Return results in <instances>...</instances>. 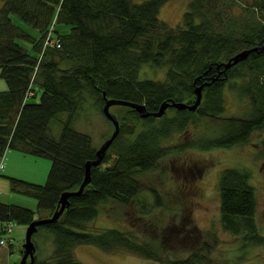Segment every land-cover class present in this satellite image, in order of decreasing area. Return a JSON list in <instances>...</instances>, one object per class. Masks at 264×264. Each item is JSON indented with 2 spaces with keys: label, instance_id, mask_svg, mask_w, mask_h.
<instances>
[{
  "label": "trees",
  "instance_id": "obj_1",
  "mask_svg": "<svg viewBox=\"0 0 264 264\" xmlns=\"http://www.w3.org/2000/svg\"><path fill=\"white\" fill-rule=\"evenodd\" d=\"M166 1L0 0V77L7 87L0 91V156L13 149L50 160L43 184L9 177L12 189L34 198L36 212L45 215L35 217L30 208L0 202V245L5 243L3 234L11 232L9 226L50 217L60 195L79 188L85 162L95 159L98 148L88 133L73 125L88 97L102 113L103 92L109 99L143 104L146 111L155 112L165 101L192 104L195 87L209 82L195 110L169 106L172 115H166V109L160 117H142L126 106L115 116L119 133L101 163L91 166L90 182L80 194L68 197L69 205L56 221L37 227L52 235L53 251L42 259L34 254L33 264H82L74 254L78 245L160 264L241 263L240 258L216 260V230L206 240L201 229L184 219L135 230L136 222L128 216L149 213L135 210L122 219V229H100L94 223L102 205L112 201L127 207L144 189L153 196L152 208H167L157 189L145 187L141 180L171 152L231 148L264 131V47L212 80L218 63L264 43V0L253 1L249 10L242 8L239 13L233 10L234 0H191L175 26L158 18ZM12 15L34 34L14 24ZM47 33L52 41L48 45ZM20 40L30 44V50ZM144 67L163 70V79H146ZM227 81L249 101L247 114L222 115ZM202 117L220 127L217 136L175 145L165 142ZM257 157L264 158V137ZM250 177L246 168L226 166L218 181L219 229L238 238L245 253L253 245H264L255 221L257 202Z\"/></svg>",
  "mask_w": 264,
  "mask_h": 264
},
{
  "label": "rangeland",
  "instance_id": "obj_2",
  "mask_svg": "<svg viewBox=\"0 0 264 264\" xmlns=\"http://www.w3.org/2000/svg\"><path fill=\"white\" fill-rule=\"evenodd\" d=\"M190 1L167 0L161 6L158 18L169 26L177 25ZM253 1L255 0H234V12L239 13L242 8L249 10L248 4L253 3ZM255 9L258 10L257 5ZM257 14H259V11ZM11 18L14 24L34 34V30L22 22L19 17L12 15ZM18 42L30 50V44L21 40ZM143 72L146 79H163L165 74L163 70L155 72L148 67H144ZM225 84L226 107L222 115L242 116L247 114L249 112L247 98H240L238 92L232 90L230 82L227 81ZM6 88L5 80L0 77V91ZM92 102L93 99L88 97L87 102L74 118L73 125L77 130L88 133L93 140V144L99 147L105 137L110 136L113 127L110 120ZM125 110H127V107L122 105L109 107V111L114 116L122 114ZM173 113L174 110H166V115H172ZM158 120L160 119L157 118L155 121ZM136 125L140 127L141 122H137ZM54 129L55 131L59 130L58 127H54ZM218 132H220V127L217 124L208 118L202 117L195 124H189L184 133L175 132L165 142L170 145L182 144L184 141L195 138H199V140L207 137L212 138L217 136ZM263 137L264 131H259L251 134L249 142L246 144L234 145L231 148L202 150L192 147L181 152H171L158 162L157 169L144 175L141 180L145 187L150 188L151 186L157 189L167 208L164 206L162 208H152L150 202L153 200V196L149 190L144 189L138 200L136 199L127 207L119 206L112 201L102 205L101 212L94 220L95 226L100 229H122L125 227L122 219H125L126 215H129L128 213L135 210L149 211L148 214L138 213L134 217L128 216V220L136 222L133 224L132 229L138 230L140 228V230H143L146 227H153L152 224L158 226L172 225L184 219L188 224L201 229L203 238L206 240L209 239V233L216 230L219 237V243L213 253L216 260L226 262L227 260L233 261L240 258V264H264V245H253L245 253L241 249L238 238L220 231L218 190L220 172L226 166L248 169L251 175L250 183L255 188L257 202L255 221L259 232L264 234V158L257 157ZM18 154L20 155L19 151L9 149L6 151L7 156H5V153L0 156V202L24 206L36 212V200L12 189L9 177L43 184L50 167V160L34 157L33 159H37V162H33L31 160L32 156H28L30 160L18 159V157H16V160H11V157ZM41 173L42 179L40 178ZM44 215V212L35 213V217ZM139 223L142 224V227L139 226ZM26 227L13 224L11 232L3 234L5 243L0 245V264H13L15 262L20 264ZM32 239L37 246L35 251L37 258H47L52 253L53 241L51 234L41 229L34 233ZM74 254L82 264H160L154 260L132 254L105 252L91 245H78L74 249ZM27 262H29V259Z\"/></svg>",
  "mask_w": 264,
  "mask_h": 264
},
{
  "label": "water",
  "instance_id": "obj_3",
  "mask_svg": "<svg viewBox=\"0 0 264 264\" xmlns=\"http://www.w3.org/2000/svg\"><path fill=\"white\" fill-rule=\"evenodd\" d=\"M263 47H264V43L260 46L252 47L250 49H244V50L234 54L233 56H231L227 61L218 63L216 65V68L219 71H218L217 75L214 78H212V80L217 79L219 77V75L222 72H224L226 69L230 68L231 66L238 63L239 61L244 60L251 51H257L259 49H263ZM220 67H222L223 69L220 70ZM205 84H209V82L202 83L199 86L195 87V89H194L195 100L192 104H187L184 102H173V101L172 102H166L165 101V102H162L160 104L158 110L155 112L146 111V108L143 104L133 103V102H130L127 100H121V99H109L106 97L105 93L103 92L102 95L104 98V104H103L102 110H103L105 117H107L108 120H110V122L112 123L113 131L110 134V136L107 139H105L102 142V144L97 148V150L95 152V156H96L95 159L88 160L85 162L84 178H83L79 188L73 192H63L60 195V198L58 200L56 210L53 212V214L50 217L41 218V219H34L33 221H31L27 225L26 231H25L24 244H23V254L21 257L20 264H33L34 254H35L36 248H35L34 242L32 240V235L37 231V227L40 225H44V224L52 223V222L56 221L59 218V216L61 215V213L63 212V210L69 205L68 197L73 196V195H78L83 191L84 187L90 182V168H91V166H97L101 163V161L105 155L106 150L108 149V147L110 146L112 141L115 139V137L118 135V133H119V122L116 119V117L109 111L110 106H112V105L128 106L130 108L137 110L142 117H147L149 115H152L154 117H160V116H162V114L165 112V110L169 106L175 107L177 109H188V110L192 111V110H195L201 102L202 88ZM28 259H29V262H27Z\"/></svg>",
  "mask_w": 264,
  "mask_h": 264
},
{
  "label": "crops",
  "instance_id": "obj_4",
  "mask_svg": "<svg viewBox=\"0 0 264 264\" xmlns=\"http://www.w3.org/2000/svg\"><path fill=\"white\" fill-rule=\"evenodd\" d=\"M10 153L12 154L13 152H10ZM7 154H8V153H7ZM21 154H22V155H21ZM5 156H7V155H6V152H5ZM9 156H10V155H9ZM28 156H31V155L23 154V153L20 152V155L18 154V155H15V157H11V158H12L11 160H16V157H18V159H28V160H30ZM34 157H35V156H32V157H31V160H32L33 162H37V159H33ZM13 158H15V159H13ZM18 159H17V160H18ZM8 168H10V167H8ZM42 177H43V176H42V173H41V174H40V178L42 179ZM40 178H39V179H40ZM39 181H40V180H39Z\"/></svg>",
  "mask_w": 264,
  "mask_h": 264
},
{
  "label": "built area",
  "instance_id": "obj_5",
  "mask_svg": "<svg viewBox=\"0 0 264 264\" xmlns=\"http://www.w3.org/2000/svg\"><path fill=\"white\" fill-rule=\"evenodd\" d=\"M46 36H47V37H46V39H45V44L48 45L49 43H52V41H51V39H50V38H51L50 33H47ZM57 46H59V45L57 44ZM11 228H12V227L9 226V227L7 228V231L10 232V231H11ZM2 242H3V241H1V243H2Z\"/></svg>",
  "mask_w": 264,
  "mask_h": 264
}]
</instances>
